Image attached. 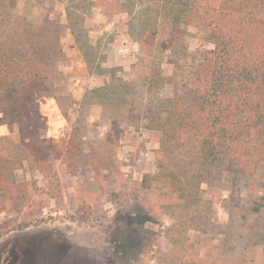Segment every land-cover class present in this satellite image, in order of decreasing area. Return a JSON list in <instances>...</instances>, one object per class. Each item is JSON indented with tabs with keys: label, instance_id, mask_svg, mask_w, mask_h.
<instances>
[{
	"label": "rangeland",
	"instance_id": "obj_1",
	"mask_svg": "<svg viewBox=\"0 0 264 264\" xmlns=\"http://www.w3.org/2000/svg\"><path fill=\"white\" fill-rule=\"evenodd\" d=\"M155 1L0 0V38L18 42L31 60L20 62L45 83L24 122L0 109L2 144L20 150L28 137L67 133L82 148L74 171L55 163L63 206L35 195L27 211L41 206L45 221L3 233L0 264H264V163L237 179L219 176L195 147L176 148L146 128L144 109L171 99L181 77L170 28L151 27ZM182 29L187 55L176 56L189 65L211 45L205 32ZM157 74L163 83L150 88ZM119 80L122 104L105 94ZM170 172L181 193L162 182ZM13 174L44 184L26 162ZM15 215L1 213L0 224Z\"/></svg>",
	"mask_w": 264,
	"mask_h": 264
},
{
	"label": "trees",
	"instance_id": "obj_2",
	"mask_svg": "<svg viewBox=\"0 0 264 264\" xmlns=\"http://www.w3.org/2000/svg\"><path fill=\"white\" fill-rule=\"evenodd\" d=\"M152 5L151 27L156 30L162 20L170 28L167 45L174 77H181L179 91L171 99L144 109L146 128L176 148L195 147L199 160L218 168L219 176L230 171L237 179L247 169H256L264 163V0H156ZM183 26L205 32L211 45L197 51L189 65L178 63L176 56L178 49L187 55L184 42H179ZM18 44L0 38V109L24 122L45 83L40 70L20 62L31 60ZM154 76L149 87L157 89L163 79ZM105 87V94L122 104L119 93L126 90V83L119 80ZM4 139H0V214L16 215L0 224V236L45 221L41 206L36 212L27 211L37 194L63 206L55 163L73 165L74 171L73 160L82 153L79 141L67 133L40 140L28 137L20 150L2 144ZM23 162L42 176V187L14 179ZM162 182L171 194L184 190L174 173L164 175Z\"/></svg>",
	"mask_w": 264,
	"mask_h": 264
}]
</instances>
